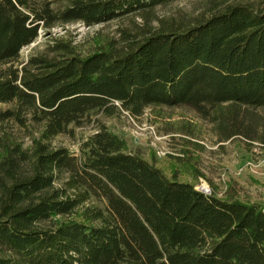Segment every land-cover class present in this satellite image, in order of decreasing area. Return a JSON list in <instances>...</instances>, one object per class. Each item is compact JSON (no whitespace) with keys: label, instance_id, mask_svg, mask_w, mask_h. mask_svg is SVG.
I'll use <instances>...</instances> for the list:
<instances>
[{"label":"trees","instance_id":"16d2710c","mask_svg":"<svg viewBox=\"0 0 264 264\" xmlns=\"http://www.w3.org/2000/svg\"><path fill=\"white\" fill-rule=\"evenodd\" d=\"M28 1L0 0V63L54 20L143 24L129 18L84 56L55 40L0 77V131L39 127L29 147L0 137V264H264L263 207L235 184L219 198L167 176L94 119L185 107L219 142L264 146V5L217 0L169 18L156 10L176 0H68L58 12ZM88 120L97 130L78 154L52 146Z\"/></svg>","mask_w":264,"mask_h":264},{"label":"rangeland","instance_id":"374dc122","mask_svg":"<svg viewBox=\"0 0 264 264\" xmlns=\"http://www.w3.org/2000/svg\"><path fill=\"white\" fill-rule=\"evenodd\" d=\"M216 1L176 0L159 6L156 15L169 18L195 17ZM230 2L264 5V0ZM68 3V0H29L28 6L38 12L45 8L58 12ZM131 17L137 24H143L140 17ZM129 18L90 26L82 22L62 23L54 20L51 28H41L36 41L20 51L17 61L0 63V77L5 76L9 69L19 67L29 56L43 53L49 43L55 40L66 41L81 55H87L97 44L118 39L120 28L130 26ZM152 25L156 26L157 23L154 21ZM0 108L6 109L8 106ZM94 119L122 138L130 151L139 153L148 161L155 160L167 176L176 170L180 181L194 184L197 190L205 187L206 194L216 191L219 198H223L227 188L235 184L241 201L264 208L263 145L247 143L241 138L219 142L214 125L200 119L194 111L185 107L146 108L137 118L120 111L113 116L98 114ZM70 128L72 132L55 137L52 146L67 148L71 153L78 154L80 144L97 130L96 123L88 120L79 127ZM38 129V125L31 120L24 127L12 122L3 127L0 137L16 134L22 138L24 147H29L31 137L27 134L32 133L33 137H37ZM198 174L201 177H197Z\"/></svg>","mask_w":264,"mask_h":264},{"label":"water","instance_id":"95a60500","mask_svg":"<svg viewBox=\"0 0 264 264\" xmlns=\"http://www.w3.org/2000/svg\"><path fill=\"white\" fill-rule=\"evenodd\" d=\"M199 191H201L203 193L207 192L206 188H201V190H199Z\"/></svg>","mask_w":264,"mask_h":264},{"label":"bare ground","instance_id":"6f19581e","mask_svg":"<svg viewBox=\"0 0 264 264\" xmlns=\"http://www.w3.org/2000/svg\"><path fill=\"white\" fill-rule=\"evenodd\" d=\"M205 188V187H204Z\"/></svg>","mask_w":264,"mask_h":264}]
</instances>
